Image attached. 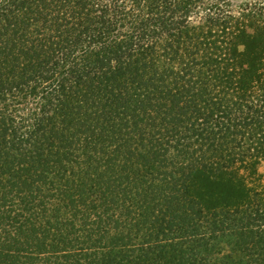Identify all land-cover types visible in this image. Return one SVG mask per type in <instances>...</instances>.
I'll return each instance as SVG.
<instances>
[{
	"label": "trees",
	"instance_id": "1",
	"mask_svg": "<svg viewBox=\"0 0 264 264\" xmlns=\"http://www.w3.org/2000/svg\"><path fill=\"white\" fill-rule=\"evenodd\" d=\"M263 164L264 2L0 0V264H264Z\"/></svg>",
	"mask_w": 264,
	"mask_h": 264
},
{
	"label": "rangeland",
	"instance_id": "2",
	"mask_svg": "<svg viewBox=\"0 0 264 264\" xmlns=\"http://www.w3.org/2000/svg\"><path fill=\"white\" fill-rule=\"evenodd\" d=\"M232 7V11L235 15L239 16V14L246 8L253 7L255 2L264 0H226ZM50 73L46 76L47 78L50 77ZM260 174H264V164L260 167Z\"/></svg>",
	"mask_w": 264,
	"mask_h": 264
}]
</instances>
